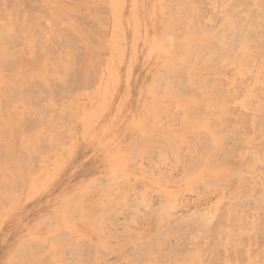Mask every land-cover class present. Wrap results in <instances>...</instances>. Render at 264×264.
I'll return each instance as SVG.
<instances>
[{"label": "rangeland", "instance_id": "rangeland-1", "mask_svg": "<svg viewBox=\"0 0 264 264\" xmlns=\"http://www.w3.org/2000/svg\"><path fill=\"white\" fill-rule=\"evenodd\" d=\"M2 27L0 264H264V0H0Z\"/></svg>", "mask_w": 264, "mask_h": 264}, {"label": "bare ground", "instance_id": "bare-ground-1", "mask_svg": "<svg viewBox=\"0 0 264 264\" xmlns=\"http://www.w3.org/2000/svg\"><path fill=\"white\" fill-rule=\"evenodd\" d=\"M4 28H5V27H4ZM4 28L2 27V28H0V30H1V29H4ZM4 30H5V29H4ZM4 30H3V31L1 30L0 36H2V32H4ZM15 31L17 32V30H15ZM10 32H13V31L11 30ZM10 32H9V33H10ZM9 33H6V35L8 34V37H9ZM11 34H12V33H11ZM17 35H18V32H17ZM17 35L15 34V36H17ZM3 36H4V35H3ZM3 36H2L1 38H2V40L4 41L5 38H6L7 36H5L4 38H3ZM15 36L13 35V42H15V41L17 40V39H15V38H16ZM10 38H12V37L10 36ZM10 38H9V39H10ZM7 39H8V38H7ZM6 41L8 42V40H6ZM9 42H12V40L10 39ZM18 42H19V41H18ZM16 43H17V41H16ZM0 44H1V42H0ZM2 45H3V43H2ZM16 45H17V44H16ZM0 47H1V45H0ZM9 48H10V47H9ZM13 50H14V49H13ZM7 51H8V50H7ZM9 51H10V50H9ZM17 51H18V50H16V51H12V52H14V53L11 52V56H12V57H10V53L8 52V53H9V61H8V65L10 64V61H12L11 58L13 59V58L15 57V55L18 56V54L15 53V52H17ZM0 52H1V51H0ZM3 54H4V53H3ZM13 55H14V57H13ZM6 57H7V56H6ZM6 57H5V58L3 57V58L6 59ZM16 58H17V57H16ZM18 58H19V56H18ZM0 59H1V56H0ZM4 59H3V60H4ZM14 59H15V58H14ZM14 59H13V60H14ZM7 60H8V59H7ZM7 60H6V64H7ZM2 62L5 63L4 61H2ZM13 62H14V65H15V64L18 63V60H17V62H16V59H15V61H12V63H13ZM3 63H0V65L3 64ZM2 66H4L3 68H6V67H7V66L4 65V64H3ZM5 66H6V67H5ZM7 68H8V67H7ZM0 69H1V68H0ZM1 70H2V69H1ZM3 70H4V69H3ZM3 70H2V71H3ZM6 70H7V69H6ZM3 72H5V70H4ZM0 74H1V73H0ZM1 75H2V76H1ZM1 75H0V77H1V80H2V78H3V74H1ZM4 77H5V76H4ZM5 78H6V77H5ZM5 78H4V79H5ZM191 78H192V77H191ZM5 81H6V80H5ZM191 81H193V80H191ZM230 81H231V80H230ZM231 82H233V80H232ZM6 83H7V81H6ZM6 83H5V86L8 84V83H7V84H6ZM10 85H11V84H10ZM6 89H7V88H6ZM193 89H194V88H193ZM193 89H192V90H193ZM195 90H196V89H195ZM195 90H193V93H194ZM248 91H249V89H248ZM24 92L27 93L26 91H24ZM24 92H22L23 95L25 94ZM191 92H192V91H191ZM0 93H1V92H0ZM195 93H196V91H195ZM248 93H249V92H248ZM28 94L30 95V93H28ZM28 94H26V95H28ZM1 95H2V94H1ZM4 95H6V94H4ZM12 95H13V94H12ZM26 95H24V96L26 97ZM7 96H8V95H7ZM7 96H6V97H7ZM21 96H22V95H21ZM24 96H22V99H24V101H25V99H26L27 97H28V99H29V97H30L31 95H30V96H27L26 98H24ZM2 97H3V95H2ZM4 97H5V96H4ZM6 97H5V98H6ZM5 98H4V99H5ZM4 99L1 98L2 101H3ZM15 99H16V101L18 100L17 98H15ZM22 99H21V101H22ZM12 100H13V98H12ZM6 101H8V99H6ZM21 101H20V102H21ZM0 102H1V101H0ZM4 102H5V101H4ZM10 102H12V101L9 99V101H8L7 103L12 105L13 102H12V103H10ZM14 102H15V101H14ZM15 103H16V102H15ZM0 106H2V102H1V105H0ZM0 108H1V107H0ZM3 108H4V107H3ZM9 109H11V108H9ZM1 110H2V108H1ZM11 110H12V109H11ZM11 110H10V111H11ZM3 112H4V109H3ZM15 114H16V113H15ZM262 121L264 122V120H262ZM196 154H197V153H196ZM196 154L192 156V163H193L194 165L197 163V160H198V156H196ZM222 167H223V166H222ZM222 167L220 166L219 168L221 169ZM217 169H218V168H217ZM220 169H219V170H220ZM194 170H196V169H194ZM219 170H218V171L214 170L215 172H214V171H213V172L216 173V174H213V172H212L211 176L213 175V178H214V179H216L215 177L220 176L218 179H221V180H222V179H223V180H224V179H229V180H227V181H230V178H226L225 176H222V177H221V175H220L221 171H224L225 168L222 169V170H220V172H219ZM238 171H239V170H238ZM217 172H219V174H218ZM235 173H237V172H235ZM221 174L224 175L223 172H222ZM217 175H218V176H217ZM239 175H240V173L238 172L237 176L239 177ZM211 176H210V177H211ZM235 176H236V175H235ZM211 178H212V177H211ZM240 178H241V177H240ZM218 179H216V180H218ZM241 179L243 180V178H241ZM241 179H240V180H241ZM242 180H241V181H242ZM227 181H226V182H227Z\"/></svg>", "mask_w": 264, "mask_h": 264}]
</instances>
